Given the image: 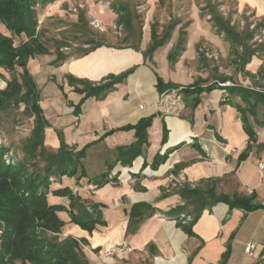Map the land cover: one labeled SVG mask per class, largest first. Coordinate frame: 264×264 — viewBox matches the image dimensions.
Returning <instances> with one entry per match:
<instances>
[{
    "label": "crops",
    "instance_id": "obj_1",
    "mask_svg": "<svg viewBox=\"0 0 264 264\" xmlns=\"http://www.w3.org/2000/svg\"><path fill=\"white\" fill-rule=\"evenodd\" d=\"M237 1L240 13L251 9L259 21L250 30L254 37L248 42L249 56L244 64L225 38L194 16L191 28L183 31L176 30L182 24L180 19L171 22L178 24L169 40L152 54L148 52L154 27L148 25L138 47L103 44L55 67L60 95L51 102L45 98L50 94L47 87L41 92V106L50 125L54 117L59 123V127L54 124L46 129V147L58 151L59 129L68 144L73 142L77 150L87 148L84 162L92 158L102 164L101 170L87 169L85 178L63 177L51 185V190L69 187L86 206L90 204L102 214V222L89 232L73 223L68 212H59L65 222L60 237L87 240L83 252L89 264H264V168L260 167L264 165V41L253 42L258 36L264 39V0ZM200 41L224 58L235 57L232 67L214 66L210 77L205 58H199L196 67L189 65L187 57L194 54ZM35 61L37 57L29 62V70L39 81ZM68 76L93 86L113 85L100 96L86 98V93L75 90L84 85L70 86ZM228 82L231 85H220ZM59 86L69 95L71 107ZM171 86L189 88L183 93L186 106L181 114H170L171 110L167 112L161 105V88ZM235 88L254 95L244 97L234 93ZM82 102L77 114L76 106ZM58 106L64 113L58 112ZM149 117L154 119L148 129V145L130 160L121 150L134 146L138 139L134 130L121 128ZM246 124L255 140L250 139ZM111 175L114 181H110ZM104 179L108 182L97 187ZM170 182L179 187L171 191ZM208 183L216 195L252 197L262 207L244 211L224 202L208 204L192 222L199 208L184 198L182 191L188 186L206 189ZM90 186L96 191L91 192ZM48 200L70 208L68 197L50 193ZM139 204L148 205L151 211L130 231V214ZM251 241L255 244L252 255L246 253ZM120 245L133 251L105 255L106 250ZM98 250L104 254L99 255Z\"/></svg>",
    "mask_w": 264,
    "mask_h": 264
},
{
    "label": "trees",
    "instance_id": "obj_2",
    "mask_svg": "<svg viewBox=\"0 0 264 264\" xmlns=\"http://www.w3.org/2000/svg\"><path fill=\"white\" fill-rule=\"evenodd\" d=\"M57 0H0V80L4 77L2 69L12 72V80L7 88H0V111H6L12 107L25 106V111L34 118V126L31 135L21 142L25 155L19 161L12 160L7 164L4 157L9 148L0 146V264H89L83 252V245L87 240H77L67 237L60 240L65 222L60 218L59 212H68L73 223L83 229L93 232L96 225L101 223V212L91 208L90 211L84 202L74 195L69 188L51 190V178L57 181L63 177H76L78 180L85 178L87 171L82 164L86 157L87 148L75 151L69 148L63 132L58 131L60 148L51 152L45 146L46 129L50 127L41 106V92L39 86L29 70V62L38 56L49 54V50L41 41L37 27L39 26L38 14L35 9L37 4L45 7ZM124 9H126L124 7ZM127 10V9H126ZM214 14V27L230 43L234 53L244 64L249 56L248 42L252 41L254 33L246 29L239 32L228 19L218 14L212 8ZM123 23L122 19L120 24ZM177 22L171 23L164 31L162 37L157 36L154 28L152 31V45L149 54L164 45L170 38L171 32L177 26ZM243 51L240 53L239 48ZM171 61L175 55L169 56ZM64 60V55L58 53L55 62ZM54 62V63H55ZM22 69V82L15 74L16 68ZM132 71V70H131ZM131 71L121 76L124 79ZM70 86L83 84L84 88L75 90L86 93V98L100 96L104 91L111 89L112 83L93 86L83 80H77L68 76ZM159 84L162 80L159 79ZM161 88L162 94L168 90ZM215 88V87H214ZM189 88H185L187 92ZM211 89V88H209ZM213 89V88H212ZM189 91V90H188ZM234 93L247 97L250 92L245 88H235ZM257 95V94H255ZM260 95V94H258ZM83 102L76 106V113H80ZM153 117L143 118L136 125L122 127L123 131L134 130L137 144L128 149H122L129 154L130 160L134 159L141 151L143 145H148V129L152 126ZM251 140H255V133L246 124L245 128ZM110 133H113L111 131ZM165 141V136H164ZM246 157V153L241 159ZM14 163V164H12ZM111 170V168H109ZM108 176V175H106ZM106 179L98 182V187L103 186ZM68 197L70 208L63 205L50 204L48 195ZM184 198L199 209L192 222L196 221L203 209L208 204L219 202L227 203L230 208H240L244 211H253L261 208L255 204L252 197L235 195L231 198L227 195H216L214 187L195 188L185 187L182 191ZM146 204L135 205L130 214V231H134L138 222L150 212ZM192 234L190 227H187ZM49 234V235H48Z\"/></svg>",
    "mask_w": 264,
    "mask_h": 264
},
{
    "label": "rangeland",
    "instance_id": "obj_3",
    "mask_svg": "<svg viewBox=\"0 0 264 264\" xmlns=\"http://www.w3.org/2000/svg\"><path fill=\"white\" fill-rule=\"evenodd\" d=\"M194 4L197 7L195 10L193 9ZM212 8L225 19H228L231 25L239 32L246 31L247 28L254 30L252 29V25H257L259 22L251 9H244L240 13L237 0H57L56 3L54 2L45 7L37 4L35 7L39 19L37 33L45 47L49 50V54L41 57L38 56L37 61L34 63L36 67L34 71L37 74L36 78L39 80L36 82H39L40 92L43 91L44 87H47L50 94L44 97L52 102L55 97L60 95V90L57 86L59 80L54 76L53 72L55 67L61 62L71 61L82 56L86 51L103 44L114 45L116 47H138L142 42L144 29L148 25L150 28L152 26L156 29L157 36L162 37L161 35L171 22L180 19L182 24L176 30L183 31L186 28H191L194 16H198L201 21L207 22L212 27L213 32L224 38V34H220L214 27ZM95 19L100 21L104 30L94 25ZM121 19L123 23L120 24ZM260 40L264 41L262 37L258 36L253 42L260 44ZM58 53L64 55V60L61 62H55ZM199 58H205V61L207 60L208 63H206L210 67V72L206 73L212 77L214 76L212 75L214 66L216 68H220L221 66L229 70L232 67V60L235 57L231 58L229 56V58H224L220 53L208 49V45L205 42L200 41L197 44L194 54L187 57V63L196 67ZM198 71L200 70L198 69ZM2 72L4 77L0 80V88L5 89L7 88L8 82L12 80L13 73L4 69H2ZM22 72L21 68H16L15 74L18 76L20 82L23 81ZM59 87L62 94L65 95L64 101L67 100L68 107H71L69 95L64 93L63 87ZM178 89L174 88L171 90ZM182 92L185 93L184 89ZM42 97L41 93V100H43ZM184 105L186 106V103ZM59 107L58 112H63L60 111ZM175 112L176 109L171 108L170 114H174ZM54 118L50 120L51 125L55 124V128L56 126L59 127V123L56 124L57 119L55 120ZM51 125L50 127H52ZM33 126L34 118L30 117L25 111L24 105L12 107L6 111H0V146L9 148L8 154L4 157L7 164H10L12 160L15 162L25 157L21 142L31 135ZM57 130L61 131L56 129V132ZM68 146L75 151H80L77 150L78 147L76 148L73 142L68 144ZM47 149L51 152H56L48 147ZM100 154L102 155V151ZM97 159L96 157L95 160ZM99 162L101 161L98 159ZM98 163H94L92 158L90 161H82L85 169L89 171L101 170L102 164ZM106 175V177H109V174L106 173ZM114 180V175H111L110 181ZM51 181L54 183L57 180L51 178ZM169 185L171 191L179 187V184H175V182H170ZM208 186L212 187L213 185L208 183ZM96 189L90 186L91 192L96 191ZM76 196L81 199L79 195ZM87 206L92 211L90 204H87ZM1 234L2 229L0 227ZM58 237L60 240H63L60 234H58ZM97 252L100 253L99 255L104 254V252H100L99 250Z\"/></svg>",
    "mask_w": 264,
    "mask_h": 264
},
{
    "label": "built area",
    "instance_id": "obj_4",
    "mask_svg": "<svg viewBox=\"0 0 264 264\" xmlns=\"http://www.w3.org/2000/svg\"><path fill=\"white\" fill-rule=\"evenodd\" d=\"M95 26L96 27H100L101 30H104V27L101 26V23L99 20L95 19ZM256 28V25H252V29H255ZM261 42L263 40H260ZM221 86H228V85H231L230 82L228 83H223V84H220ZM184 88H179L178 90H169V91H166L165 93H163L162 95V99H161V105H163L164 108L167 109V112H170L171 108H174L176 109V112L177 114H181L182 111H184L185 109V103L183 102L184 101V97H183V90ZM261 169L264 168V165L261 164L260 165ZM254 249H255V244L251 241L247 244L246 246V253L247 254H250L252 255V253L254 252ZM122 251V252H132L133 251V248L129 247V246H126V245H120V246H116V247H113L109 250H106L105 251V254L106 256H113L114 253H116L117 251Z\"/></svg>",
    "mask_w": 264,
    "mask_h": 264
}]
</instances>
